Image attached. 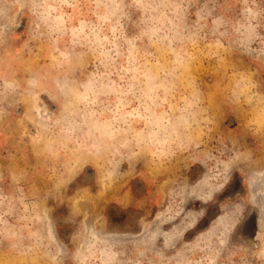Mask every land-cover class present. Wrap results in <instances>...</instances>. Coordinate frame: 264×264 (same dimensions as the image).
Wrapping results in <instances>:
<instances>
[{
    "label": "rangeland",
    "instance_id": "rangeland-1",
    "mask_svg": "<svg viewBox=\"0 0 264 264\" xmlns=\"http://www.w3.org/2000/svg\"><path fill=\"white\" fill-rule=\"evenodd\" d=\"M0 264H264V0H0Z\"/></svg>",
    "mask_w": 264,
    "mask_h": 264
},
{
    "label": "crops",
    "instance_id": "crops-1",
    "mask_svg": "<svg viewBox=\"0 0 264 264\" xmlns=\"http://www.w3.org/2000/svg\"><path fill=\"white\" fill-rule=\"evenodd\" d=\"M9 54H11V55H13V53H12V51L11 50H9V49H5V51H4V54L3 55H5L6 57H10L9 56ZM15 56H18V55H15ZM4 57V56H3ZM5 58V57H4ZM24 65L22 66V69H24ZM26 68V67H25ZM46 70L44 69L43 71H41V72H45ZM46 73H48V71H46ZM53 73V72H52ZM63 72H61L60 74H57V75H55V76H53V77H55V81H54V83H52V88H50V89H45V88H41L39 91L40 92H45V91H49V92H54V91H56L57 90V87H58V89H61V81H60V79L63 77V74H62ZM39 79H40V81H41V84L43 85L44 84V82L45 81H49V79L46 77V75H41L40 77H39ZM19 81V80H18ZM60 81V82H59ZM56 82H57V87H56ZM61 103V102H60ZM24 134H25V132L22 134V135H18L17 137H18V139H23L24 138ZM46 140H47V137H45V138H42V139H40L39 140V142L38 143H36V144H33V146L31 147L30 145H28V151H30V152H34L35 151V149L37 148V149H39V147L41 146V145H39V144H44V143H46ZM86 157L87 158H85V162L86 161H93L92 159H91V157H90V155H86ZM81 167H82V165H80ZM146 186L149 188V184H146ZM123 197H121V198H119L118 199V201L122 204V202H124V196H126V194L125 195H122ZM156 197H159V199H157L159 202H161L162 201V194H161V190H159V194L156 196ZM126 202V201H125ZM131 204H133V203H131ZM130 204V205H131Z\"/></svg>",
    "mask_w": 264,
    "mask_h": 264
}]
</instances>
